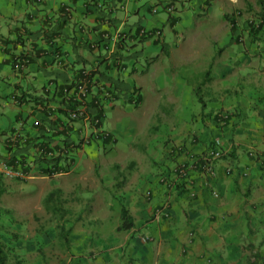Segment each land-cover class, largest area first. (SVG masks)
Segmentation results:
<instances>
[{"label": "crops", "instance_id": "1", "mask_svg": "<svg viewBox=\"0 0 264 264\" xmlns=\"http://www.w3.org/2000/svg\"><path fill=\"white\" fill-rule=\"evenodd\" d=\"M219 3L220 14L213 10ZM263 10L264 4L261 15ZM255 22L248 21V0H0V77L26 81L25 88L17 85L19 94H12L28 114L16 116L17 130L26 138L41 136L37 147L46 140L43 134L64 130L51 148L55 155L69 156L59 164L70 166L66 175L77 172L86 157L100 155L101 147L119 158L118 141L103 123L100 131L110 135L109 144L86 147L88 130L95 129L83 118L69 122L70 107L55 99L48 104L60 112L52 116L57 129H51L38 108L42 98L32 99L48 95L45 86L61 90L87 71L99 85L93 92L100 96L102 86L114 90L116 99L101 102L112 109L114 101L124 97L127 102L131 90L139 89L138 106L130 103L147 106L134 125L146 119L153 129H178L174 139L141 144L156 166L140 168V184L129 197L130 190L120 186L112 197L88 201L95 211L86 215V230L70 234L80 241L77 247L55 251L50 260L37 257L35 264H246L251 252L262 253L264 19ZM142 29L160 30L161 36H142ZM169 81L174 83L161 99L157 82ZM148 84L156 95L145 91ZM218 110L230 113L225 125L214 116ZM217 137L225 153L214 162L215 174L193 168L185 178L196 193L192 198L176 168L206 154ZM36 164L45 169V163ZM156 171L174 175L171 191L154 177ZM170 192V216L155 218ZM124 207L134 221L127 230L119 229ZM143 235L152 240L143 243Z\"/></svg>", "mask_w": 264, "mask_h": 264}, {"label": "rangeland", "instance_id": "2", "mask_svg": "<svg viewBox=\"0 0 264 264\" xmlns=\"http://www.w3.org/2000/svg\"><path fill=\"white\" fill-rule=\"evenodd\" d=\"M221 7L220 3L215 5L214 12L220 14ZM260 17V6L256 0H248V21L250 19H253L254 22L255 20L259 21ZM226 39L225 36L221 38L223 41ZM145 78L148 81L152 80L150 73ZM25 82L20 77L12 76L10 80L0 77V133L9 131L14 126H19L16 116L22 111H26V107L18 106L12 94H19L21 91L17 85L20 84L25 88ZM173 83L174 81L163 84L157 82L161 99L164 88L167 85L172 87ZM150 86L151 84H148L145 91L147 90L149 94L154 95L155 93L151 92ZM35 88H40L37 83ZM113 103L115 109H112L111 105L107 103L103 105L105 115L103 123L104 129L113 131L117 138L116 145L120 151L119 158H112L114 153L112 156H108V152H105L106 149L101 147L98 150L100 155L86 157V162L84 161L78 166L77 172L73 170L69 175L43 176L37 167L38 165L30 162L31 168L27 179L3 176L4 192L0 197V207L9 210L11 213L12 223L5 221L4 225L5 231L12 233L13 244L11 245L14 246L13 249H7L6 264H35L37 257L50 260L51 253L56 251L53 254L56 255L59 250L76 246V243L80 241L70 239V234L82 229L86 230V215L95 211L92 204H88V201L101 202L102 198L112 197L115 190L118 194L120 186L130 190L133 185L140 184L137 174L140 168L151 167L154 169L156 166V163L153 164V160L148 157V152L141 149L143 147L141 144L146 145L152 141H167L175 138L178 129L172 127L153 129L147 126L146 119L141 121V126L134 125L136 116L144 114L147 103H144L140 108H135L131 103L125 102L124 97ZM22 114L28 115L26 112ZM129 118L131 121H128ZM90 132L89 129L88 134ZM3 140V135H0V162L4 161L2 158L5 154ZM116 145L109 146L110 151ZM87 146H89L88 143H86ZM81 170H83V174L80 173ZM162 174L156 171L154 177ZM140 182L143 183V180ZM58 186H68L69 191H61L57 188ZM82 186L86 187V190H83ZM51 193L54 196L50 202L51 206L49 205L48 208L46 198ZM127 193L129 197L131 190ZM86 196H88L86 200L80 199V197L86 198ZM139 196L143 197V194ZM8 233L4 234L0 228V234L6 238L9 236ZM63 234L67 236V242L64 240ZM13 235H17L18 239L14 238ZM42 235L43 238H41ZM261 237L263 239L262 244H264V228ZM41 239H44L41 246L45 255L42 253L37 255L38 252L34 250L35 248L30 247L31 243L38 246ZM257 253L251 252L247 262L253 259Z\"/></svg>", "mask_w": 264, "mask_h": 264}, {"label": "trees", "instance_id": "3", "mask_svg": "<svg viewBox=\"0 0 264 264\" xmlns=\"http://www.w3.org/2000/svg\"><path fill=\"white\" fill-rule=\"evenodd\" d=\"M257 4L261 7V5L264 4V0H256ZM260 19H264V10L263 13L260 17ZM262 22H259L256 26L260 28V26H262ZM150 31H155V30H150ZM87 72V71H86ZM89 73V80H90V96L89 101L87 102V115L89 116V128H94V123H93V119L95 118H100V123L95 125V130L91 131L88 139H87V143L88 144H92L93 142L95 143V145L99 148L100 146H105L107 144H109V137L110 135H105L104 136V131H100V128L103 125V104L101 103L102 99L99 96V92H93V87L94 85H98L97 80H94V76L92 75L90 72ZM84 76V73L81 75H78L77 80H79L80 78H82ZM99 79V78H98ZM76 81H74L70 86L74 85ZM97 82V83H96ZM53 82L51 81L50 84H52ZM99 86V85H98ZM68 86H65L63 89L58 90V88H56V86L54 87H50L48 88L47 86H45V88L48 90V95L46 94L43 95V97H35L34 95L32 96V99L34 98L35 101L37 99H41V101L38 103L40 106H42L43 108V120L45 121L46 119L49 120V124L51 129H57V126L54 125V120L52 118V116H54L55 114H57L58 112H60V110H57V107H52L49 106L48 102L50 100H58L60 105L63 104L64 102L67 103V105L70 108H75V103L72 102V100H68L67 99V95L65 93V88H67ZM136 88L134 87V90ZM110 90V89H109ZM132 90V91H134ZM139 90V89H137ZM111 91V90H110ZM112 92V91H111ZM139 92V91H138ZM113 96H114V92ZM133 93V92H132ZM140 93V92H139ZM59 94V95H56ZM132 95H129L127 98V102L130 103H134L136 102L135 106H138L140 100H141V96L139 94L138 98L136 101H134L132 99ZM24 96V95H21ZM113 96L111 98V100H114L117 98V96H115V98L113 99ZM45 97V98H44ZM58 98V99H56ZM104 102V101H102ZM18 121V120H17ZM66 129V125H63ZM17 126L12 127V129H10L9 131H4L3 133H0V135H3L4 140H3V149H4V156H3V160L4 161H8L10 165H16V167H18L21 170H24L25 172H29L31 165L30 162L32 163H38L39 165H43L42 163H45V169L42 172L43 175L48 176L50 174V170L52 168H57L59 167V164L63 163L64 161L67 160V158L69 157L68 155H64L62 156L61 154H57L55 155L57 152L55 151L56 148H51V142H53L57 137H59V135H61L62 133H64L65 131H56L53 132L52 134L46 136L45 134H43L42 136L46 137L45 141L41 142V146L37 147L38 144L36 143V140H38L39 137L41 136H32L30 138H26L24 136L21 135V133L17 130ZM7 134V135H6ZM17 135L16 139L11 140L10 136H14ZM76 147H78L79 145L77 144V142H75ZM40 149H43V152H40ZM29 151V152H28ZM31 151V152H30ZM39 152V154H38ZM54 152V153H53ZM27 153V154H25ZM75 153V152H74ZM10 154V158L7 157V155ZM30 157H32L31 161H29L28 159H30ZM62 167V166H61ZM2 179H3V175H0V197L4 192V186L2 183ZM54 194V193H53ZM54 195L49 194L48 197L46 198V204L47 207L51 204L50 202L52 201V197ZM49 208V207H48ZM121 224L119 226V229L121 230H127V229H131L134 227V221L133 218L130 214V211L127 208H122L121 211ZM11 213L9 210L5 209V208H1L0 207V228L2 230V232H4V234H7L9 231H5V225L4 222L6 221V223H12L11 222ZM64 231V229H63ZM9 236L6 238L3 234H0V264H6L5 260L7 258V249H13L14 246H12L11 244H13V237H12V233H8ZM67 234V232H66ZM64 236V240L67 242V236L65 234H63ZM14 238L18 239L17 235H13ZM41 238H43V235L41 236ZM43 240L41 239L39 240L40 242H38V246H35L33 243L30 244V247H32L34 250H36L39 253H43L42 251V246L41 244H43ZM12 246V247H11ZM247 264H264V253H257L256 256L251 259L249 262H247Z\"/></svg>", "mask_w": 264, "mask_h": 264}, {"label": "built area", "instance_id": "4", "mask_svg": "<svg viewBox=\"0 0 264 264\" xmlns=\"http://www.w3.org/2000/svg\"><path fill=\"white\" fill-rule=\"evenodd\" d=\"M255 24L257 22H254ZM140 34L142 36L146 37H154V38H160L161 36V31L160 30H155V31H150L147 29H142L140 31ZM24 64V63H23ZM21 65L18 64L17 67H20ZM90 80H89V73L86 72L82 78L77 80L74 85L68 86L65 88V93L67 95L68 100H72L73 103H75V108H67L68 113H67V118L69 122L78 120V119H86V122L89 121V116L87 115V105L89 101V96H90ZM102 93L100 95L102 101H110L113 93L109 90V88L102 86ZM132 99L134 101L137 100L139 96V92L137 89L132 91ZM101 101V102H102ZM136 104V102H134ZM103 106V105H102ZM39 109H42V106H38ZM103 110V109H102ZM215 117L219 119V121L225 125L229 120H230V113L225 110H218L215 114ZM94 123V129L95 125L100 123V118H95L93 119ZM107 134H104V136ZM17 135L10 136L11 140L16 139ZM86 142V138H85ZM74 145L69 144V147L73 148ZM179 151V148H177ZM40 152H43V149H40ZM224 150H223V141L220 137H217L214 139L213 146L212 148L203 156L200 158H192L190 164H180L176 168V172L174 173L175 176H181L183 179L187 182L186 187L188 188L189 195L194 198L196 196L195 191L191 188L192 182L187 179H185L190 171V169L197 168L201 172L213 176L215 174V167H214V162L216 160L221 159L224 156ZM39 154V153H38ZM70 166H64L61 167L59 166L58 169L52 168L50 170V174L48 176L50 177H58V176H63L66 175L70 168ZM0 175L10 177V178H21V179H27L29 177V172H25L24 170L19 169L16 167V165H10L7 161H1L0 162ZM159 182L166 186L170 191L172 190L174 186V181L175 177L172 176H166V175H160L158 178ZM215 196H217V193H214ZM171 192L168 198H166L154 211V216L155 218H167L170 216V207L172 205V200H171ZM193 232L191 233V237H193ZM152 238L148 235H143L141 237V241L143 243L150 242Z\"/></svg>", "mask_w": 264, "mask_h": 264}, {"label": "clouds", "instance_id": "5", "mask_svg": "<svg viewBox=\"0 0 264 264\" xmlns=\"http://www.w3.org/2000/svg\"><path fill=\"white\" fill-rule=\"evenodd\" d=\"M250 20H253V19H250ZM250 20H249V21H250ZM250 23H251V22H250Z\"/></svg>", "mask_w": 264, "mask_h": 264}]
</instances>
